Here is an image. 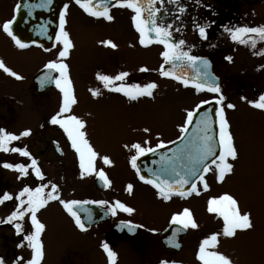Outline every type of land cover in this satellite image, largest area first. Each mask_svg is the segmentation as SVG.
I'll return each instance as SVG.
<instances>
[{
    "label": "flooded vegetation",
    "instance_id": "af4514ba",
    "mask_svg": "<svg viewBox=\"0 0 264 264\" xmlns=\"http://www.w3.org/2000/svg\"><path fill=\"white\" fill-rule=\"evenodd\" d=\"M22 1L0 0V11L5 12V15L0 17V25L7 20L13 19L16 5ZM181 3L186 8V11L177 20L174 18V14H177L176 6L169 4L168 0H164L163 7L168 10L169 14H161V19L165 24L172 23L174 29L173 37L175 39L182 38L185 40L186 22L190 23L193 27L192 31L197 41L195 45L197 48L200 47L199 50L202 51L192 54L204 57L210 61L211 67L209 70L218 78L222 94L226 98L223 102L225 109L228 103L234 104V99L236 101H242L249 107L250 104L248 101L257 100L261 94H264V83L262 81V76H264V55L254 54V52L258 53L260 49H264V43H258L256 49L235 43L230 39L229 34L224 32L223 26L264 25V7H261V4L264 5V0H199V3H195L194 0H181ZM65 4L68 5L65 17L66 28L68 12L72 6H76L82 12L84 11L75 3V0H65ZM156 7H160V4L158 3ZM111 15L113 16V20L108 21L103 18L91 17L85 13L86 31H89L92 38H96L99 41V48L109 47L115 53H121L123 50L122 54H125L126 42H120V38L123 35L129 34L132 37L134 46L138 47L136 50H139V57L144 56V58L149 59L153 57L152 54L155 55L156 53L160 57L157 58L161 62V65L164 63L161 56V52L163 51L162 45L153 43L145 47L139 43V33L134 27L132 21L133 12L130 9L118 6L112 7ZM194 19L197 24L209 25L206 29L207 39H202L198 31L194 29ZM127 25L129 26L128 30L126 28ZM175 29H181V31H175ZM108 40L116 44V47L112 48L102 43V41ZM26 44L28 45L26 48L21 49L17 47L12 38L0 28V60L6 66V61L2 58V55L6 52H25L33 47H42L52 51L55 48L53 44L57 45L58 42L54 38L45 44ZM120 53L117 58L121 61L125 56H121ZM246 54H249L253 58L251 72L247 70L249 68V61ZM228 56L232 57L231 62L226 59ZM53 59L57 58L52 57V59L47 60L50 61ZM48 61H45L43 65L40 62L33 63L34 68L32 71L27 76H24L25 61L21 56L14 55L11 66L7 67L22 76V80H17L0 69V128H4L17 135L26 129L31 130V135L21 137L19 141H14L12 146L26 147L31 153V156L38 161V166L44 175V180H39L32 170L29 169L27 176L19 177L17 171L0 166V194L8 192L15 196L25 186L36 187L40 184L55 183L59 187L60 198L64 200H104L108 201V205H111L116 200H120L135 209L132 214L118 211L113 216L110 212L106 211L108 205L85 204L82 206V209H78L80 210L81 218L85 221L87 229L86 231H82L76 226L73 218L58 201H50L44 208L37 212V218L44 225L45 222L47 223L42 233L44 252L47 241L49 240L51 242L52 238L57 234L56 214L59 212L67 216L68 220L75 226L76 232L81 235V243L79 244L75 241V250L81 251L85 249V264H109L107 254L101 247L104 242L108 243L113 251L117 253L116 264H160L161 260L175 261L176 264H201L197 258L200 245L198 242L199 235L203 232L221 233L223 228L222 218L215 213L209 212L203 221H195L198 225L197 228H188L186 234L184 233L182 237L181 232L176 235L175 242L180 245L178 248L170 246L168 238H165L164 233L173 226L170 224L171 217L174 213L180 212L185 208L186 199L194 193L186 198L173 196L168 201L160 198L157 195L156 189L141 181L136 169L131 166L130 159L131 156L135 155L134 149H128L126 147L130 154L128 167L111 171L99 161V151H97L90 139L86 136L89 143L98 153L95 162L97 170L103 169L105 171L111 181V185L104 187L95 173L81 177L78 155L71 147L66 133L58 125L49 123L50 118L59 111L62 102V93L54 84H48L44 87L40 86L39 78L47 71L45 65ZM64 63L68 65L69 76L74 89L72 70L66 59H64ZM240 64L246 67L240 66ZM121 65L122 62L110 64L106 67L105 72L101 73L114 76L121 71L128 72L129 76L126 78V83L129 84L139 83V80L148 83L153 79L150 67L147 68L148 71H140L144 65H141L142 67L138 66L137 56L129 68L121 70ZM36 68L37 70H35ZM223 68H225L226 73H224ZM149 70L150 78L148 77ZM158 74L160 75V72ZM192 75H194V70H192ZM164 78L171 84H177L182 90H190L195 98H199L196 105L200 104L201 101L208 100L213 104L212 106L214 108L218 107L215 104L217 94L207 91L197 92L195 88L191 86L185 87L175 79L170 77ZM165 84L168 83H160L158 86L163 87ZM89 87L90 82L88 80L87 87H85L86 94ZM92 89H99L100 95L106 93L113 99L120 97L124 99L123 103L133 107L134 100L128 99L122 93L109 91L99 80H96ZM100 95L93 96V101H96L98 106L100 105ZM242 97H246V99H242ZM196 105L192 107L186 106L182 109L179 108L182 116L184 115L181 119L182 124L179 127V131L186 120L187 111L194 109ZM49 112L51 116L47 115ZM225 113L228 119L226 110ZM72 114L80 118L77 110L72 109ZM107 114H111V112ZM84 121L87 126L89 122ZM132 123L133 121H131L128 127ZM184 134L180 132V135L174 141L177 142ZM121 139L126 142L125 139ZM163 142L166 145L165 148L173 144L170 141ZM143 146L155 147L150 144H143ZM119 149L123 150L124 146L119 147ZM5 162L28 165L31 163V160L28 157L20 156L18 153L0 152V165ZM209 172L204 174V178L208 176ZM128 184L133 185L131 193L126 190ZM199 185L200 182L197 181L198 190L200 188ZM225 193L232 195L226 191L220 193V195ZM153 201L156 203H153ZM16 203L17 201L13 199L0 205V219L8 216L14 209ZM89 213H91V220L88 219ZM121 221H131L143 227L137 228L135 232H129L127 228L121 227ZM217 222L221 223V225H218ZM23 227L25 234L32 231L28 216H25L23 220ZM149 229H154L155 231H149ZM47 234L49 235L48 238L45 237ZM22 235H17L11 224H0V257L4 258L6 264H13V261L18 256L24 257L25 260L31 258V249L27 247V242H24V247H17L22 241ZM220 237L224 236L220 235ZM225 238L229 239L230 237ZM73 251L61 253L60 264L75 263L72 262L71 254ZM52 252L53 256H55L53 250ZM50 255L51 251L48 255H44L42 264H45ZM76 262L77 264H84L83 260H77Z\"/></svg>",
    "mask_w": 264,
    "mask_h": 264
},
{
    "label": "snow or ice",
    "instance_id": "6c2138e0",
    "mask_svg": "<svg viewBox=\"0 0 264 264\" xmlns=\"http://www.w3.org/2000/svg\"><path fill=\"white\" fill-rule=\"evenodd\" d=\"M199 3V0H194ZM52 0H41V3L36 7H47ZM85 13L91 17L103 18L108 21L113 20L111 15L112 7H121L130 9L133 12L132 21L136 31L139 33V43L142 46H149L153 43L163 46L161 56L164 64L160 66L159 72L163 77H170L182 83L185 87L191 86L197 92L207 91L217 94L215 104L218 107L214 112L212 109L201 112L203 105L209 104L210 101L204 100L190 111H187L186 120L180 128L182 134L187 133L189 126L193 124L194 118L198 115L199 119H195L194 135L187 137V143L182 147L177 148L172 155L164 152L160 154L158 163L161 165L158 171L153 172L151 178H147L140 174V168L137 165L139 157L146 153L156 152L157 149L165 148V143L160 141L155 147H144L140 143H133L131 148L135 150V155L131 156V166L136 169L139 179L146 184L151 185L156 189L157 195L165 201L170 200L173 196L186 198L193 193L199 195L197 181L203 184L205 190L208 189V184L204 180V174L214 170L217 174V180L223 181L226 175L234 170L233 163L238 159V150L235 146L234 137L230 131V125L225 113V96L222 94L221 87L218 83V78L209 70L211 65L204 57L192 54L194 45H187L184 39H175L173 37L172 23L165 24L161 19V14L168 15V10L164 9V0H75ZM160 7H156L157 4ZM169 4L176 6L175 19H179L186 8L182 5L181 0H168ZM21 5H16L15 11L20 10ZM68 5L64 4L63 10L59 14V31L56 33V42L62 45L58 51L57 59L48 61L45 65L47 71L39 78L41 87L48 84H54L62 93V102L59 111L53 115L49 123L58 125L67 135L71 147L78 155L79 168L81 177L92 175L95 173L97 178L103 183L104 187H109L111 181L103 169L97 170L96 159L98 153L86 138V133L83 131L85 122L78 116L72 114V106L77 102L72 81L69 76L68 65L64 63V59L69 55L70 49L73 47V42L70 35L65 31L66 14ZM14 19L5 21L0 28L12 38L16 46L23 49L28 45L19 39L13 32L12 25ZM194 29L198 31L202 39H207L206 29L208 24H197L193 20ZM224 32L229 34L230 39L241 45L249 46L256 49L258 43H264V25L248 26L238 25L229 27L223 26ZM181 31V29H175ZM106 46L116 47L112 41H102ZM56 45L53 44V47ZM50 51V49H45ZM264 55V49H260L258 53ZM226 59L231 62L232 57ZM165 64L170 65V68L165 69ZM0 69L17 80H22L23 77L18 73L8 68L5 63L0 60ZM188 69L194 70V75H188ZM140 71H148L147 68H141ZM57 74V75H54ZM128 72L121 71L116 75H106L97 73L96 79L102 82L103 86L111 92L122 93L130 100H137L140 97H152L153 90L158 85L155 82L146 84L126 83ZM95 96L100 95L99 89L90 90ZM246 99V97H242ZM248 103L257 108L264 110V94H261L257 100L248 101ZM227 108L233 109L235 105L228 103ZM215 117V119L213 118ZM215 126V127H214ZM145 132L149 129L145 128ZM31 135V130L26 129L18 135L0 128V152L18 153L20 156L28 157L31 163L26 165L23 163H3L2 167L15 170L19 173V177H24L29 174V169L39 180H44V175L38 166V161L31 156V153L26 147L12 146L14 141H19L21 137ZM183 138V137H182ZM148 144V141L144 142ZM175 143V141H170ZM128 147V145H125ZM102 160L105 165H110L112 161L108 156H103ZM152 171V170H150ZM18 177V178H19ZM185 185H189L185 188ZM50 189V190H49ZM129 193L133 190V185L128 184ZM15 199L17 201L14 209L8 216L0 219V224H11L17 235H22V241L17 247H24L27 242V247L31 249V258L25 260L24 257L18 256L13 264H42L44 259V244L42 241V233L45 230V225L37 218V212L44 208L50 201H58L65 211L73 218L76 226L86 231L85 221L81 218L80 210L82 206L89 203L98 205H108V201H80V200H64L60 198L59 187L55 183L40 184L36 187H23L19 193L13 194L4 192L0 194V205L6 201ZM111 215L115 216L118 211L132 214L135 209L121 202L114 201L108 205L106 210ZM208 211L217 214L223 221L221 233H213L202 240L199 245L197 254L201 264H234L233 260L224 253L217 250L219 236L235 237L238 231L251 230L254 225L251 219L250 212H241L238 201L230 194H222L218 197H212L208 201ZM25 216L30 218L32 231L24 233L23 220ZM88 219L91 220V213L88 214ZM171 225L177 227L173 230V235L168 238L170 246L179 247L175 242V237L179 232L188 228H197L198 225L193 218L191 211L184 208L182 211L174 213L170 221ZM121 227L127 228L129 232H135L137 228L143 227L131 221H121ZM149 231H155L149 229ZM103 251L107 254L109 264H116L117 253L104 242L101 245ZM0 264H6L3 257H0ZM160 264H176L175 261L161 260Z\"/></svg>",
    "mask_w": 264,
    "mask_h": 264
},
{
    "label": "rangeland",
    "instance_id": "374dc122",
    "mask_svg": "<svg viewBox=\"0 0 264 264\" xmlns=\"http://www.w3.org/2000/svg\"><path fill=\"white\" fill-rule=\"evenodd\" d=\"M261 7L264 5L261 4ZM4 15L5 12L0 11V17ZM128 27L127 25V30ZM185 28L186 44L194 45L191 49L192 53L202 51L195 45L197 41L190 23L186 22ZM86 30L85 13L76 6H72L68 12L67 27L65 28L73 42V47L65 58L72 70L77 100L72 109L79 112L81 120L89 122L83 131L99 151V161L105 165L102 157L108 156L112 163L105 166L114 171L129 166L130 154L127 148L132 149L133 143H140L143 146L144 142L148 141V144L156 146L160 141H174L180 135L179 127L182 124L181 119L184 117L179 108L195 106L199 98H195L190 90H182L177 84L169 83L158 74L161 62L156 53L152 54L153 57L149 59L144 56L139 57V50H136L138 47L134 46L129 34L120 38V42H126L125 54H122L123 50L121 53H115L109 47L99 48V41L92 38L89 31ZM61 48L60 43L50 52L45 51L42 47H33L25 52H6L2 58L5 59L7 66H11L13 56H21L25 61L24 76H27L34 68L33 63L40 62L43 65L45 61H48L47 59L57 58ZM119 53L121 56H125L121 61L117 58ZM246 55L249 61L247 70L251 72L253 58L249 54ZM136 56L138 66L144 65L143 68H151L153 74L151 82H155L157 85L168 84L163 87L158 86L153 90L152 97L145 96L134 100L133 107L123 103L124 99L120 97L113 99L106 93L100 95V105L98 106L96 101H93L94 97L90 91L96 83L97 73H104L108 65L119 62H122L121 70L127 69L134 63ZM240 66L245 65L240 64ZM223 71L226 73L225 68ZM148 77H151L150 70ZM262 79L264 83V76ZM88 80L90 87L86 94L85 87H87ZM139 83L146 84L143 80H139ZM233 102L235 108H226L225 110L239 154L237 160H229L230 163H233L234 170L226 175L222 182L217 180L214 170L210 171L204 178L208 189L205 190L203 184L200 183L199 195L194 193L186 199L185 208L191 211L195 221L201 222L208 216L209 199L219 196L225 191L230 192L238 201L241 212L251 213L254 227L251 230L238 231L233 239L219 236L217 250L229 256L234 264H264V110L251 105L248 107L240 100L234 99ZM108 112L111 114H107ZM47 115L51 116V113L49 112ZM131 121L133 123L128 127ZM145 128L149 131L145 132ZM125 145L128 147L126 148ZM123 146L124 149L120 150L119 147ZM153 203L156 202L153 201ZM56 217L57 234L51 242L47 241L45 256L50 251L51 255L45 264H60V254L68 253L71 250H74L71 254L72 262H75L73 264H77V260H83L85 264V249L75 250V241L80 244L81 235L76 232L75 226L66 215L57 212ZM217 224L221 225L219 222ZM45 225L47 226L46 222ZM211 234L213 232H203L199 235L198 242L201 243ZM45 237L48 238L49 235L47 234ZM52 250L55 256H53Z\"/></svg>",
    "mask_w": 264,
    "mask_h": 264
},
{
    "label": "water",
    "instance_id": "95a60500",
    "mask_svg": "<svg viewBox=\"0 0 264 264\" xmlns=\"http://www.w3.org/2000/svg\"><path fill=\"white\" fill-rule=\"evenodd\" d=\"M40 3L41 0H23V2L20 3V10L18 12L15 11V19L12 25L13 32L25 43H49L55 38L58 32L59 14L63 10L65 0H52V3L47 5V7H36V5ZM164 66L165 69L170 68V65L165 64ZM187 71L188 75L191 76L192 70L188 69ZM212 105V103L203 105L200 111L203 112L212 109L214 112L215 108ZM213 118L215 119L214 116ZM195 119H199V116L197 115L194 118V122L189 126L188 132L185 133L183 138L179 141L171 146L156 150V152L149 153L138 159L137 165L140 168L141 175L151 178L153 172L158 171L161 167L158 163L161 153L166 152L168 155H172L177 148L187 143L186 138L194 135L193 129L195 128ZM188 187L189 185H185V188ZM176 227V225H173L166 230L164 233L165 238L171 237ZM186 232L187 229L182 231L181 237L184 233L186 234Z\"/></svg>",
    "mask_w": 264,
    "mask_h": 264
}]
</instances>
